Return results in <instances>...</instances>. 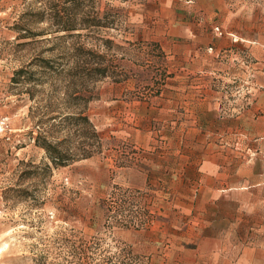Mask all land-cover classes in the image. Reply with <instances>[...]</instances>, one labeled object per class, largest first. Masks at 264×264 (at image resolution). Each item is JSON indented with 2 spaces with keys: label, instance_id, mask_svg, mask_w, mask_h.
<instances>
[{
  "label": "rangeland",
  "instance_id": "obj_1",
  "mask_svg": "<svg viewBox=\"0 0 264 264\" xmlns=\"http://www.w3.org/2000/svg\"><path fill=\"white\" fill-rule=\"evenodd\" d=\"M188 1L0 0V264H264V0ZM70 112L102 148L57 168Z\"/></svg>",
  "mask_w": 264,
  "mask_h": 264
},
{
  "label": "trees",
  "instance_id": "obj_2",
  "mask_svg": "<svg viewBox=\"0 0 264 264\" xmlns=\"http://www.w3.org/2000/svg\"><path fill=\"white\" fill-rule=\"evenodd\" d=\"M56 32L57 34H61L57 37L58 40L64 41V43L69 39L71 41L81 36L69 29H62ZM70 45H73L75 50L78 48L83 51L82 55L85 62L82 60V66L78 67L79 74H82V78H80L82 82L93 79L92 73H96L100 77L106 76V68L101 63L95 62V68L89 65L91 64L90 56H94L95 54L93 51L86 50L85 45H78L74 41ZM65 72L73 73V70L66 69L58 72V75ZM21 73L22 71L18 73V76ZM75 98L73 101L81 99L78 95ZM76 107L78 108V106ZM39 123L42 127H39L40 131L35 144L45 151L49 164L54 167H65L77 161L89 159L101 152L102 144L100 136L84 112L57 114L55 117H52L51 113H48L46 118L41 119ZM69 135H76L79 138V142L74 143L72 137ZM83 139H86V141ZM50 165H48V168H51Z\"/></svg>",
  "mask_w": 264,
  "mask_h": 264
},
{
  "label": "built area",
  "instance_id": "obj_3",
  "mask_svg": "<svg viewBox=\"0 0 264 264\" xmlns=\"http://www.w3.org/2000/svg\"><path fill=\"white\" fill-rule=\"evenodd\" d=\"M215 32H216L217 34H219V35H222V34H223V32L220 30L219 27H216V28H215Z\"/></svg>",
  "mask_w": 264,
  "mask_h": 264
},
{
  "label": "crops",
  "instance_id": "obj_4",
  "mask_svg": "<svg viewBox=\"0 0 264 264\" xmlns=\"http://www.w3.org/2000/svg\"><path fill=\"white\" fill-rule=\"evenodd\" d=\"M192 2H193L192 0H189L187 3H188V4H192Z\"/></svg>",
  "mask_w": 264,
  "mask_h": 264
}]
</instances>
